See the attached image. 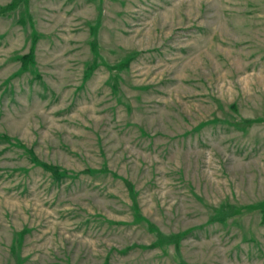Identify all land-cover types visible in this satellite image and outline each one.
<instances>
[{
	"label": "rangeland",
	"instance_id": "1",
	"mask_svg": "<svg viewBox=\"0 0 264 264\" xmlns=\"http://www.w3.org/2000/svg\"><path fill=\"white\" fill-rule=\"evenodd\" d=\"M0 264H264V0H0Z\"/></svg>",
	"mask_w": 264,
	"mask_h": 264
},
{
	"label": "trees",
	"instance_id": "2",
	"mask_svg": "<svg viewBox=\"0 0 264 264\" xmlns=\"http://www.w3.org/2000/svg\"><path fill=\"white\" fill-rule=\"evenodd\" d=\"M169 242V241H168ZM165 243V242H164Z\"/></svg>",
	"mask_w": 264,
	"mask_h": 264
}]
</instances>
